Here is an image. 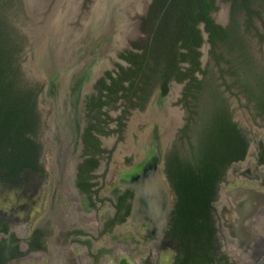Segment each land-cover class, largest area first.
Here are the masks:
<instances>
[{
  "label": "flooded vegetation",
  "instance_id": "flooded-vegetation-1",
  "mask_svg": "<svg viewBox=\"0 0 264 264\" xmlns=\"http://www.w3.org/2000/svg\"><path fill=\"white\" fill-rule=\"evenodd\" d=\"M94 2L83 0V5L90 8L89 3ZM154 2L140 0L132 6L131 27L124 36L118 30L108 34L106 45L110 48H101L103 56L76 58L84 60L78 62L82 67L66 86L59 87L74 94L61 99V107L70 110L69 118L60 111V101L54 102L59 84L54 80L78 64L64 65L63 70L62 65L54 66L50 72L44 68L43 80L34 78L43 85L38 126L29 135L35 164L31 165V152L21 168L0 163V180L18 201L10 212L0 211V243L9 241L18 247L10 264H264V137L256 143L244 133L235 118V104L247 108L252 120L264 122V114L256 116L255 103L243 93L238 81L243 78L241 72L232 76L229 70L224 74L219 70L229 69L225 64L227 50L222 42L214 49L206 21L197 24L201 35L197 47L201 71H194L197 80L192 81L190 74L191 55L186 60L180 55L178 67L184 79L179 81L173 74L166 80L167 91L163 90L164 80L152 73L159 62L151 50L158 43L155 32L159 16ZM214 5L217 9L209 16L216 25L230 30L232 2L215 0ZM236 9L241 16V34L263 64L252 48L253 38H261L254 28L246 31L245 17L250 10ZM252 9H258L264 19L261 2L254 3ZM119 20L127 18L121 15ZM254 25L264 34L262 20L254 17ZM183 42L180 40L179 45ZM31 45L29 38L27 52ZM179 51L188 53L182 47ZM82 52L80 48L77 53ZM25 57L24 72L33 78L24 66ZM141 62L139 76L153 79L136 96H126L119 80L130 75L121 67L129 70ZM122 83L128 87L130 80ZM214 97L218 104L228 107L248 150L243 160L231 163L217 185L211 202V241L203 231L197 235L190 232L184 237L188 240L184 247L183 236L176 230L177 199L167 177L166 158L176 152V147L183 154H192L202 131L203 112ZM43 98L52 111L50 116L41 110ZM100 101L107 103L94 108ZM140 126L145 128L142 134ZM48 141L53 148L52 166L45 160ZM90 158L98 165L84 173L92 184L91 191L85 192L78 185L79 166ZM114 159L119 163L116 166ZM100 176L105 182L114 181L109 190H104ZM236 180L242 183L225 188ZM189 244L199 245L197 254L185 251Z\"/></svg>",
  "mask_w": 264,
  "mask_h": 264
},
{
  "label": "trees",
  "instance_id": "trees-1",
  "mask_svg": "<svg viewBox=\"0 0 264 264\" xmlns=\"http://www.w3.org/2000/svg\"><path fill=\"white\" fill-rule=\"evenodd\" d=\"M215 0H155L153 7L157 9L159 16L158 28L155 32L157 45L151 48L156 57L157 77L164 80L163 90L167 91V81L173 74L179 81L184 79L182 71L178 67L181 59H189L193 64L190 72L192 81H196L195 70H200L197 50L201 43L200 30L197 24L206 21L207 30L210 32V41L214 49L222 42L227 50L225 64L229 69H219L222 74L231 71V75L241 72L243 78L238 79L243 93L249 101L255 103L256 116L264 114V65L254 57L250 45L241 34V21L236 8L245 7L250 11L246 15V31L256 30V35L264 41L257 26L254 25V17L264 19L258 9H252L253 4L264 0H222L231 1L232 23L230 30L216 25L209 16L212 9H217ZM28 19L23 0H0V163L5 167H23L27 155H31V165L35 164L36 157L32 155L33 146L29 144L32 134L38 126L39 95L43 85L34 78H30L24 72L23 56L29 45L28 36L16 25L17 18ZM183 40V45H179ZM185 48L188 53L180 52ZM214 51V50H213ZM138 56V55H137ZM141 63H134L129 70L121 69L129 73L130 77L120 78L122 88L126 89V96L137 95L153 76L141 78L143 71ZM151 68V67H149ZM148 74V73H147ZM240 75V74H239ZM240 77V76H239ZM130 80V85L125 87L123 81ZM114 81L115 78L112 77ZM141 82H143L141 84ZM103 86L111 87L102 82ZM134 91L133 93L131 91ZM117 95V94H116ZM107 101L93 105L101 106ZM143 107V105H142ZM209 109L203 112L202 131H200L197 147H192V154H183L176 147V152L166 158L167 177L176 193V230L183 236L184 247L188 240L184 239L190 232L203 233L211 241V202L216 197L219 181L223 178L227 168L234 161L243 160L246 157L248 144L245 136L238 128V124L232 121L231 114L226 105L218 104L217 99L212 98ZM91 135V134H90ZM34 144V142H33ZM261 161L264 163V145L261 147ZM98 165L94 158L85 160L79 166L78 185L85 192L91 191L88 182L89 176L84 175ZM180 237V236H179ZM197 244L199 238L195 237ZM190 243V242H189ZM186 244V245H185ZM188 249L193 254L199 245L189 244ZM192 249V250H191Z\"/></svg>",
  "mask_w": 264,
  "mask_h": 264
},
{
  "label": "rangeland",
  "instance_id": "rangeland-1",
  "mask_svg": "<svg viewBox=\"0 0 264 264\" xmlns=\"http://www.w3.org/2000/svg\"><path fill=\"white\" fill-rule=\"evenodd\" d=\"M49 1H50L49 8H50V6H52V4H54L56 0H49ZM139 1L140 0H95L91 8H89V6L87 7V5H83V0H57L56 8L54 9V12L58 10L56 12L57 16L55 20L56 22L55 27L56 29L57 27H60L59 28L60 33L58 34L57 39H56L54 27L52 29L50 28L51 30L50 29L43 30V28L46 27L48 23H50L49 21L52 14L46 18L43 26L39 28V31L37 33V40L33 35H31L28 32L30 30L32 31V25H33V20L28 15H27L28 19H24L22 17L15 19L16 25L25 34L28 35L32 44L31 45L32 49L29 50L28 52L26 51L25 53L26 57L24 59V66L26 70L33 78H36L38 80H43L44 78L43 74L45 73L44 71L45 69L46 71L50 72L54 66L56 67L62 65L61 70H63L64 65L67 64L76 65L78 64V62H84V60H80L79 58L76 59L79 56H82L83 58L85 57L86 60L89 59L91 60L93 57L100 54L102 47L103 49L105 48L104 45H106L105 43L107 42V40L103 39L102 37L100 38L99 36L100 35L105 36L104 34L107 33L106 30H108L107 27L109 26L108 22L110 20L112 21L113 19L117 22L118 18H120L121 15H125V18H127L126 24L128 27L130 23L129 17L133 13L132 6L137 5ZM67 2L68 5L69 3L74 5V11L72 12V15H70V18L67 19L69 20L68 24H66L65 21L62 22L63 16L60 15L64 3L67 4ZM77 4H79L78 10L76 9ZM59 17L61 18V20L59 19ZM25 29H27V31H25ZM67 35L69 36L68 41L71 43V46L67 49L68 53H64L63 49L65 48L63 41L61 40L63 39V37L67 39ZM41 39L43 41H41ZM44 41L45 44H43ZM36 44H38V46ZM85 44H89V45L86 46ZM37 48H38V52L40 49L41 51L43 50L42 51L43 53L41 52L40 55L41 57L39 56V54L37 56V59L40 61V64L42 66H37L35 63ZM80 48H83V52L81 55L77 53ZM252 48L258 60H260V62L264 64V41H262L261 39L258 40L257 37L253 38ZM88 49L90 50V52H88ZM54 50H55V54H53L52 52ZM84 50H86L87 53L84 52ZM62 53L64 54V56L62 55ZM47 104L48 101H46L43 98V100L41 101V110L43 111L45 116L47 115L50 116L52 114V111L49 109V105ZM234 114L236 120L241 124V127L244 129V133L247 136H249L251 140L257 143V141L261 140L262 137H264V122H258L256 120H252L250 116V111L247 108L235 104ZM134 120L136 121V118H134L133 121ZM136 122L134 123L137 124ZM139 129L141 130V134L145 130V128H142L141 126ZM47 139L49 140V137H47ZM48 145L49 146L45 160L47 161L48 165L50 164L52 166V161L54 156L53 148L51 147L52 144L50 142ZM254 145L256 144H253V147ZM116 160L117 159L113 160L114 166L119 164L116 162ZM49 171L50 173L52 172V175L50 174L49 179H52L53 170L51 167L49 168ZM236 171L238 170L235 169V172ZM100 180H103L105 183V188H104L105 191L109 190L111 186L114 184V181L111 182L108 180L107 182H105L102 176H100ZM239 183H242V181L241 180L232 181L225 188H230ZM17 204H18L17 196H15L14 192H12L0 180V211L10 212L11 209ZM102 243L103 242H101V244ZM164 256L165 259L169 258L168 254H165ZM22 264H34V263H22Z\"/></svg>",
  "mask_w": 264,
  "mask_h": 264
},
{
  "label": "water",
  "instance_id": "water-1",
  "mask_svg": "<svg viewBox=\"0 0 264 264\" xmlns=\"http://www.w3.org/2000/svg\"><path fill=\"white\" fill-rule=\"evenodd\" d=\"M24 3V7H25V11L26 14L33 20V25H32V31H28L31 35H33L35 37V39L37 40V36L35 31L38 30L39 26L43 23V20L41 19L43 17V15L47 14L50 9L52 8V6H50L49 8V4L50 1L49 0H23ZM68 4V2H67ZM54 5V4H52ZM90 7L92 6V4H90ZM79 9V4L77 6V10ZM65 12H62V14ZM64 15V14H63ZM60 16V15H59ZM59 19L61 20V18L59 17ZM59 20V21H60ZM58 21V20H57ZM66 22V21H65ZM37 29V30H36ZM35 30V31H34ZM25 31H27V29H25ZM42 41V39H41ZM37 45V44H36ZM107 49L110 48L109 44L106 45ZM103 56V52H101V54H98L97 56ZM37 56H38V48L36 49V58H35V63L37 60ZM83 63V62H82ZM82 64H78L74 67H71L68 71H65L66 73H61L58 76H56V79L54 80L56 83L59 82L58 87L56 86V90L58 88V93H54L55 94V101L56 104L60 101V107H61V103L63 104V101L61 99L68 97L69 99L72 98L74 96V94L72 93H66L68 91H65L63 89L59 90V87L61 86H66L69 83V79L75 72H77L79 70ZM47 80V79H46ZM64 83V84H62ZM61 84V85H60ZM52 85V86H54ZM65 91V92H64ZM70 102V101H67ZM69 105V103H67ZM68 108V106H67ZM64 108L61 107L60 111H62V113H67V117H70V110L69 108ZM56 112L58 114L59 112V107L56 106ZM18 253V247L12 243L9 244V241H7L6 243H0V264H10V261L12 260V258H14V256H16Z\"/></svg>",
  "mask_w": 264,
  "mask_h": 264
},
{
  "label": "bare ground",
  "instance_id": "bare-ground-1",
  "mask_svg": "<svg viewBox=\"0 0 264 264\" xmlns=\"http://www.w3.org/2000/svg\"><path fill=\"white\" fill-rule=\"evenodd\" d=\"M72 2V1H71ZM56 3H57V0L54 2V5H52L53 6V8H51L50 9V11L47 13V14H45V15H43V17L41 18L42 20H43V23L39 26V28L40 27H42L43 26V24L45 23V20H46V18L49 16V15H51L52 14V16L50 17V23H48V25H46V27H44L43 28V30H47V29H52L53 27L55 28V35H56V39H57V37H58V34L60 33L59 32V28L60 27H57V29H56V27H55V25H56V22H55V20H56V12L58 11H56V12H54V9L56 8ZM77 6H78V4L76 5V9H77ZM91 8V7H90ZM62 11H61V13H60V15H62L63 17H62V22L63 21H66L65 23L66 24H68V21L69 20H67V19H69L70 18V15H72V12L74 11V5L73 4H71V3H69V5L68 4H66V3H64V5H63V7H62V9H61ZM55 14H54V13ZM62 12H65V13H63L62 14ZM118 22L119 23H121V24H118ZM109 24V26L107 27V29L108 30H106L107 31V33L106 34H104L105 36H102V35H100L99 37L101 38H103V39H106L107 40V36H108V34H110L111 32H114V31H116V30H118L120 33H121V35H123L124 36V34H126V32H127V30H126V28H128L127 27V24H126V20H122V22H120V20L119 21H115L114 19L111 21H109L108 22ZM120 25V26H119ZM120 27V28H119ZM129 27H131V26H129ZM39 28H38V30L36 31V36H37V33H38V31H39ZM50 29V30H51ZM50 30H49V32H50ZM62 36H63V34H62ZM60 38V37H59ZM58 38V39H59ZM71 38V37H70ZM68 39H69V36L67 35V39H65L64 37H63V39L61 40V41H63V44H64V48L65 49H63L64 50V53H68V48L71 46V43L68 41ZM43 41V40H42ZM60 42V41H59ZM105 43V42H104ZM43 44H45V41H44V43ZM106 44V43H105ZM86 46H88L89 44H85ZM37 46H38V44H37ZM106 45H104V47H105ZM52 49V48H51ZM54 49V48H53ZM43 51V50H42ZM41 49L39 50V52H38V54H39V56L41 55ZM53 52V54H55V50L54 51H52ZM88 52H90V51H88ZM43 53V52H42ZM62 55L64 56V54L62 53ZM62 56V57H63ZM41 57V56H40ZM48 62V61H47ZM48 64V63H47ZM36 65L37 66H42L41 64H40V61L37 59L36 60Z\"/></svg>",
  "mask_w": 264,
  "mask_h": 264
}]
</instances>
